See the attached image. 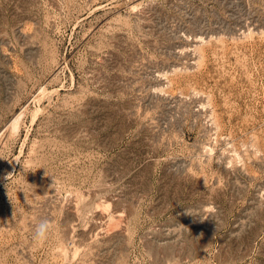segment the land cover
Here are the masks:
<instances>
[{
    "label": "rangeland",
    "instance_id": "obj_1",
    "mask_svg": "<svg viewBox=\"0 0 264 264\" xmlns=\"http://www.w3.org/2000/svg\"><path fill=\"white\" fill-rule=\"evenodd\" d=\"M0 264H264V0H0Z\"/></svg>",
    "mask_w": 264,
    "mask_h": 264
},
{
    "label": "clouds",
    "instance_id": "obj_2",
    "mask_svg": "<svg viewBox=\"0 0 264 264\" xmlns=\"http://www.w3.org/2000/svg\"><path fill=\"white\" fill-rule=\"evenodd\" d=\"M51 232V224L47 219H41L34 228L33 240L37 244L44 243Z\"/></svg>",
    "mask_w": 264,
    "mask_h": 264
}]
</instances>
